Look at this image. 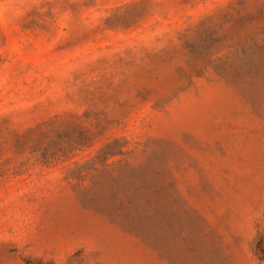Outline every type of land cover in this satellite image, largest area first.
Instances as JSON below:
<instances>
[{
  "label": "rangeland",
  "instance_id": "obj_1",
  "mask_svg": "<svg viewBox=\"0 0 264 264\" xmlns=\"http://www.w3.org/2000/svg\"><path fill=\"white\" fill-rule=\"evenodd\" d=\"M0 264H264V0H0Z\"/></svg>",
  "mask_w": 264,
  "mask_h": 264
}]
</instances>
